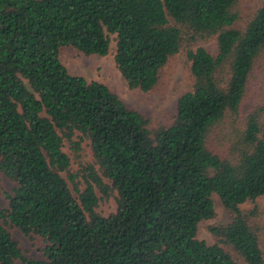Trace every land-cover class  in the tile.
Here are the masks:
<instances>
[{
	"label": "trees",
	"instance_id": "16d2710c",
	"mask_svg": "<svg viewBox=\"0 0 264 264\" xmlns=\"http://www.w3.org/2000/svg\"><path fill=\"white\" fill-rule=\"evenodd\" d=\"M237 3L0 0V172L15 184L0 207V264H264L255 212L242 207L264 195V119L243 114L264 55V0L245 27ZM111 36L119 71L144 92L187 52L192 87L171 125L152 127L106 84L60 60L66 46L107 55ZM211 37L216 56L190 45ZM85 140L93 160L83 165ZM66 146L82 164L83 191ZM96 188L116 193L114 213L96 210ZM213 194L230 220L210 226L217 242L209 245L198 230L215 217ZM10 226L41 236L44 258L27 256Z\"/></svg>",
	"mask_w": 264,
	"mask_h": 264
},
{
	"label": "rangeland",
	"instance_id": "374dc122",
	"mask_svg": "<svg viewBox=\"0 0 264 264\" xmlns=\"http://www.w3.org/2000/svg\"><path fill=\"white\" fill-rule=\"evenodd\" d=\"M262 3L263 0H238L235 7L239 15L237 25L239 27H245ZM111 38V47L107 55H85L71 46H66L61 49L60 60L71 74L83 76L89 81L96 80L106 84L128 107L137 109L147 116L150 119L152 127L171 125L177 114L178 98L192 87V78L190 75L191 61L188 59L187 52L182 51L177 54L165 68L159 85L150 92H144L141 89H133L128 86L115 63L114 50L116 42L114 36H111ZM190 45L203 46L214 56L218 53V42L215 37L205 39L199 43H191ZM253 110L259 111L264 119V55L254 66L250 77L248 93L243 106L244 116ZM81 147L84 150L81 152V155L83 154L84 156L80 163L83 165L92 163L90 142L85 140L81 144ZM64 150L71 155V171L79 174L76 177V183L79 190L83 191L85 182L81 172H79L82 164L79 163V159L73 156L68 146ZM63 175L67 178L74 196L79 198V192L69 180L67 173H63ZM104 182L109 183L106 178ZM14 187L15 184L0 172L1 208L9 207V195L13 194ZM96 194L99 197L96 210L101 215L108 216L116 211V193L112 196L105 197L100 189L96 188ZM212 198L215 204V217L201 221L198 230L199 238L205 240L209 245L217 242V239L209 230L210 226L223 225L230 220L229 213L223 206L220 197L217 194H213ZM242 207L245 210H253L255 212L254 222L259 228L264 246V195L260 196L254 203L250 201L244 203ZM9 229L14 240L20 244V247L27 256L38 259L44 258L43 250L47 244L41 236L37 234L25 235L17 227L10 226ZM222 246L235 257H239L231 247L224 244ZM17 264H21V262L17 261Z\"/></svg>",
	"mask_w": 264,
	"mask_h": 264
}]
</instances>
